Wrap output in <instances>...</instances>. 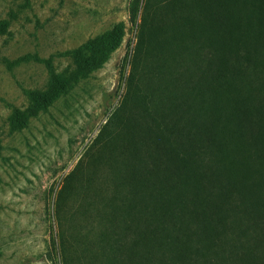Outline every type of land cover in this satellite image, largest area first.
<instances>
[{
    "label": "trees",
    "instance_id": "obj_1",
    "mask_svg": "<svg viewBox=\"0 0 264 264\" xmlns=\"http://www.w3.org/2000/svg\"><path fill=\"white\" fill-rule=\"evenodd\" d=\"M143 4L127 92L56 195L61 261L264 264V0ZM121 33L79 48L67 79Z\"/></svg>",
    "mask_w": 264,
    "mask_h": 264
},
{
    "label": "rangeland",
    "instance_id": "obj_2",
    "mask_svg": "<svg viewBox=\"0 0 264 264\" xmlns=\"http://www.w3.org/2000/svg\"><path fill=\"white\" fill-rule=\"evenodd\" d=\"M132 1L0 0V264H63L56 195L127 92L144 5L133 22ZM118 24L101 64L67 79L74 53ZM54 77L66 90L50 91Z\"/></svg>",
    "mask_w": 264,
    "mask_h": 264
}]
</instances>
